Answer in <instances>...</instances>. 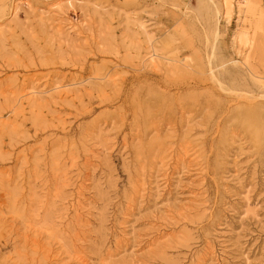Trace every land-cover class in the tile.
Wrapping results in <instances>:
<instances>
[{
	"label": "rangeland",
	"instance_id": "374dc122",
	"mask_svg": "<svg viewBox=\"0 0 264 264\" xmlns=\"http://www.w3.org/2000/svg\"><path fill=\"white\" fill-rule=\"evenodd\" d=\"M0 264H264V0H0Z\"/></svg>",
	"mask_w": 264,
	"mask_h": 264
},
{
	"label": "bare ground",
	"instance_id": "6f19581e",
	"mask_svg": "<svg viewBox=\"0 0 264 264\" xmlns=\"http://www.w3.org/2000/svg\"><path fill=\"white\" fill-rule=\"evenodd\" d=\"M246 4V3H245ZM17 16V15H16ZM19 18V17H18Z\"/></svg>",
	"mask_w": 264,
	"mask_h": 264
}]
</instances>
